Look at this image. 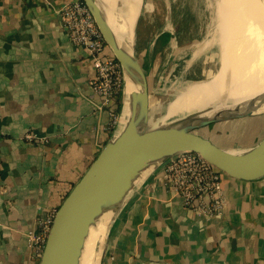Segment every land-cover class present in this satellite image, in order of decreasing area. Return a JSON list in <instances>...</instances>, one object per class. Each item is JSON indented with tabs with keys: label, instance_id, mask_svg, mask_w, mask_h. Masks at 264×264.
<instances>
[{
	"label": "crops",
	"instance_id": "obj_1",
	"mask_svg": "<svg viewBox=\"0 0 264 264\" xmlns=\"http://www.w3.org/2000/svg\"><path fill=\"white\" fill-rule=\"evenodd\" d=\"M68 1L0 0V264H38L27 233L59 207L114 137L121 114L123 94L109 107L90 88L91 62L60 24ZM126 1L101 0L110 28L131 49L143 0L120 24ZM258 124L234 138L203 137L241 152L263 138ZM29 132L45 142L25 140ZM220 181L225 205L208 218L184 207L165 185L162 164L154 167L108 226L103 221L93 264H264V177Z\"/></svg>",
	"mask_w": 264,
	"mask_h": 264
},
{
	"label": "water",
	"instance_id": "obj_2",
	"mask_svg": "<svg viewBox=\"0 0 264 264\" xmlns=\"http://www.w3.org/2000/svg\"><path fill=\"white\" fill-rule=\"evenodd\" d=\"M82 1L121 66L123 95L127 83L131 84V111L123 134L105 144L57 208L38 264H78L90 228L103 216L108 226L141 179L179 152L198 153L233 179L253 181L264 177V136L250 149L233 152L197 133L216 123L264 117V108H224L156 124L159 103L151 104L148 77L136 50V25L128 49L127 36L121 42L110 28L101 0Z\"/></svg>",
	"mask_w": 264,
	"mask_h": 264
},
{
	"label": "bare ground",
	"instance_id": "obj_3",
	"mask_svg": "<svg viewBox=\"0 0 264 264\" xmlns=\"http://www.w3.org/2000/svg\"><path fill=\"white\" fill-rule=\"evenodd\" d=\"M212 4L213 37L194 53L190 62L215 43L217 62L222 67L207 81L163 99L156 108V124L188 115H208L224 108H264V83H260L264 80V0H214ZM131 5L124 10L123 18L116 15L117 22L124 24L130 19ZM130 94L131 84L127 83L113 139L119 138L125 130L131 111ZM105 218L103 216L90 228L78 264H93L92 255Z\"/></svg>",
	"mask_w": 264,
	"mask_h": 264
},
{
	"label": "rangeland",
	"instance_id": "obj_4",
	"mask_svg": "<svg viewBox=\"0 0 264 264\" xmlns=\"http://www.w3.org/2000/svg\"><path fill=\"white\" fill-rule=\"evenodd\" d=\"M213 1L143 0L135 30L138 29L140 33L141 50L137 53L148 77L152 105L207 81L221 69L215 43L190 62L194 53L213 37ZM139 3L140 0L126 1L127 8L131 4V7L138 8ZM165 31L170 35V40L159 46L158 37ZM260 83H264V80ZM253 121L259 122L257 127L262 132L264 117L216 123L197 130V133L206 137L218 134L234 138L242 135V130L247 129Z\"/></svg>",
	"mask_w": 264,
	"mask_h": 264
},
{
	"label": "built area",
	"instance_id": "obj_5",
	"mask_svg": "<svg viewBox=\"0 0 264 264\" xmlns=\"http://www.w3.org/2000/svg\"><path fill=\"white\" fill-rule=\"evenodd\" d=\"M60 24L70 43L82 49L95 71L89 85L102 104L113 106L123 94V76L119 62L110 52L93 16L82 0L66 2L58 11ZM113 121L117 116L112 113ZM29 142H45L33 132L24 135ZM221 175L198 153L179 152L162 163L165 185L180 198L182 205L204 217L219 216L225 205ZM57 210V209H56ZM56 210L39 218L36 229L27 233L28 245L39 261Z\"/></svg>",
	"mask_w": 264,
	"mask_h": 264
},
{
	"label": "trees",
	"instance_id": "obj_6",
	"mask_svg": "<svg viewBox=\"0 0 264 264\" xmlns=\"http://www.w3.org/2000/svg\"><path fill=\"white\" fill-rule=\"evenodd\" d=\"M169 40H170V35L167 33V31H165L159 35L158 40H157V44L159 46H163V45L167 44L169 42ZM135 41H136V50H137V52H139L141 50V48H140V43H139L140 33H139L138 29L135 30ZM156 49L157 48H155V50ZM119 99L121 100V97ZM120 107H121V103H120V106H118V109H117L118 111H119Z\"/></svg>",
	"mask_w": 264,
	"mask_h": 264
}]
</instances>
